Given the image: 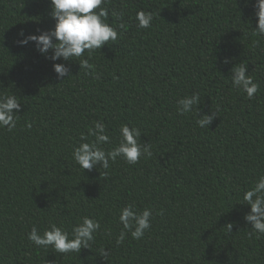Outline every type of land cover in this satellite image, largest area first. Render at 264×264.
<instances>
[{
	"label": "trees",
	"instance_id": "obj_1",
	"mask_svg": "<svg viewBox=\"0 0 264 264\" xmlns=\"http://www.w3.org/2000/svg\"><path fill=\"white\" fill-rule=\"evenodd\" d=\"M254 3L106 0L117 41L93 52L91 74L71 62L62 81L53 64L63 60L46 59L33 42L17 44L21 31L54 29L49 0H0V94L21 103L16 128L0 130V264H264V235H250V208L239 205L264 175V37L251 31ZM141 10L153 14L147 29L137 26ZM242 61L259 84L252 99L229 76ZM194 92L201 117L217 114L208 128L196 124L195 111L177 112V101ZM95 122L111 137L106 150L127 124L151 157L83 172L71 153ZM128 204L152 209L151 228L118 245ZM84 216L101 230L80 253L61 256L27 239L33 226L42 233L52 223L71 234Z\"/></svg>",
	"mask_w": 264,
	"mask_h": 264
},
{
	"label": "clouds",
	"instance_id": "obj_2",
	"mask_svg": "<svg viewBox=\"0 0 264 264\" xmlns=\"http://www.w3.org/2000/svg\"><path fill=\"white\" fill-rule=\"evenodd\" d=\"M105 2L106 0H49L50 15L55 21L54 29L39 31L38 35L28 36L21 31L18 35L24 39L17 40V44L27 46L29 42H33L36 50L46 59L63 60L65 63L53 64L54 73L62 81L65 77L72 76L71 62L78 63L80 70H84L85 75H89L91 74L89 70H95V66L89 62L93 52L101 50L110 41L114 43L119 36L118 31L106 22L108 10L102 7ZM249 2L250 0H246L245 6ZM252 7L256 26L253 28L249 21L251 31L253 35L264 37V0H255ZM116 15L119 18V15ZM152 20L151 12L141 10L136 13L138 28H149ZM119 28L126 30V25L121 22ZM222 62L227 65L232 61L225 58ZM247 72L248 65L242 61L230 69L229 76L233 88L245 93L248 99H252L259 91V84L253 81L251 75H246ZM177 105L179 115H188L195 111L196 124L200 128H208L211 121L217 117L215 112L201 117L198 110L200 97L195 92L179 99ZM20 110L21 103L16 95L0 94V130L6 129L9 132L14 130ZM119 134L118 145L106 150L103 146L111 144V137L104 123L95 122L94 126L88 129L87 135H81L78 146L73 147L71 156L74 163L85 172L97 167L107 170L110 162L115 163L118 158H122L129 165H134L142 157H151L150 144L139 143L141 133L138 128H130L124 124L120 126ZM89 137L93 139L89 141ZM104 174L107 175V172L105 171ZM241 199L242 203L239 205L250 208L244 216V220L251 225L250 235L255 234L258 237L264 235V175H261L253 186L242 192ZM152 215L150 208L137 211L133 204L123 207L119 213L122 230L116 237V243L122 244L128 234L134 240L142 239L145 232L151 228ZM226 227L231 232L233 225L229 223ZM100 230L101 224L98 220L84 216L73 225L71 234L62 226L52 223L42 233L33 226L27 234V239L38 249L46 251L51 249L64 256L80 253L81 249H89ZM108 255V251L102 248L101 256L107 260Z\"/></svg>",
	"mask_w": 264,
	"mask_h": 264
}]
</instances>
